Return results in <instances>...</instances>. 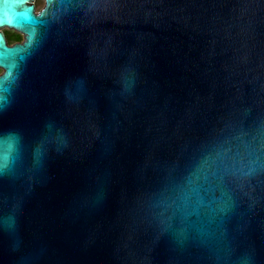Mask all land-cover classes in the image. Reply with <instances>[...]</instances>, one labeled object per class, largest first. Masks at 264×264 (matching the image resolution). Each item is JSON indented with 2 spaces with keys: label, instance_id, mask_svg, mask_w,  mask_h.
I'll return each instance as SVG.
<instances>
[{
  "label": "water",
  "instance_id": "water-1",
  "mask_svg": "<svg viewBox=\"0 0 264 264\" xmlns=\"http://www.w3.org/2000/svg\"><path fill=\"white\" fill-rule=\"evenodd\" d=\"M34 1L0 0V264H264V0Z\"/></svg>",
  "mask_w": 264,
  "mask_h": 264
},
{
  "label": "clouds",
  "instance_id": "clouds-1",
  "mask_svg": "<svg viewBox=\"0 0 264 264\" xmlns=\"http://www.w3.org/2000/svg\"><path fill=\"white\" fill-rule=\"evenodd\" d=\"M7 15V13H6ZM2 74V72H0ZM45 152L37 145L35 155L42 160ZM19 156V139L11 132H5L0 135V170L12 166L16 163Z\"/></svg>",
  "mask_w": 264,
  "mask_h": 264
},
{
  "label": "flooded vegetation",
  "instance_id": "flooded-vegetation-1",
  "mask_svg": "<svg viewBox=\"0 0 264 264\" xmlns=\"http://www.w3.org/2000/svg\"><path fill=\"white\" fill-rule=\"evenodd\" d=\"M34 4L36 6V12L38 13V12L42 11L46 7L47 1L46 0H35ZM4 33H5V35H6L7 39H8L9 44H11V45L16 44V43H22L25 40V36L22 33L18 32L16 30H12V29L6 28V30L4 29ZM14 33L19 35L20 38L17 39L16 41H11L10 40V36L12 34H14ZM0 72L3 73L4 69L0 68Z\"/></svg>",
  "mask_w": 264,
  "mask_h": 264
},
{
  "label": "snow or ice",
  "instance_id": "snow-or-ice-1",
  "mask_svg": "<svg viewBox=\"0 0 264 264\" xmlns=\"http://www.w3.org/2000/svg\"><path fill=\"white\" fill-rule=\"evenodd\" d=\"M5 22L11 23L12 21H11V20H9V21H4V19H3V17H2V14H0V24H3V23H5ZM11 67L14 68L15 65H12ZM9 75H11V72H9ZM0 83H2V81H0Z\"/></svg>",
  "mask_w": 264,
  "mask_h": 264
},
{
  "label": "trees",
  "instance_id": "trees-1",
  "mask_svg": "<svg viewBox=\"0 0 264 264\" xmlns=\"http://www.w3.org/2000/svg\"><path fill=\"white\" fill-rule=\"evenodd\" d=\"M20 37H19V35H17L16 33H14V34H12L11 36H10V40L11 41H16L17 39H19Z\"/></svg>",
  "mask_w": 264,
  "mask_h": 264
},
{
  "label": "rangeland",
  "instance_id": "rangeland-1",
  "mask_svg": "<svg viewBox=\"0 0 264 264\" xmlns=\"http://www.w3.org/2000/svg\"><path fill=\"white\" fill-rule=\"evenodd\" d=\"M5 30H6V28H5Z\"/></svg>",
  "mask_w": 264,
  "mask_h": 264
}]
</instances>
